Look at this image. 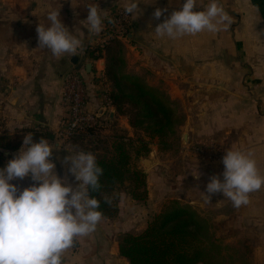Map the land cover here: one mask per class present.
<instances>
[{
  "label": "crops",
  "instance_id": "obj_1",
  "mask_svg": "<svg viewBox=\"0 0 264 264\" xmlns=\"http://www.w3.org/2000/svg\"><path fill=\"white\" fill-rule=\"evenodd\" d=\"M37 2L34 10L36 23L26 25L24 32L28 34L21 33L18 43L1 41V38L11 34L12 20H8V24L3 21V25H0V61L3 62L0 66V91L6 101L3 110L0 107V112L4 114V129L1 134L11 139L23 138L25 133L41 134L45 131L44 128L47 129L46 132L52 131L53 127L59 128L60 118L64 115V110L60 106L62 74L84 66L85 73L89 77L95 76L92 68L87 69L91 64H82L81 57L77 56V53L73 57L69 54L50 57V51L38 48L37 32L35 31V35L31 33L34 32L31 29L37 27L39 22L46 23V10L51 6L61 8L62 21L79 36L82 28L74 27L72 22L75 19L72 18L75 13L85 14L84 7L79 6L80 1L73 0V6L71 0H38ZM182 2L183 0H179V4H176L173 0H164L163 8L166 11L163 20L174 11V6L180 9ZM208 2L209 0H200L201 6L194 10H203L202 5ZM219 3L231 18L230 25L215 33L205 31L176 38L162 36L160 42L165 56V70L170 75H172L171 71H178L181 75L178 86L175 81H166L165 88L170 89L169 94L171 90L175 95L183 93L182 100L184 101L185 97V103L193 102L195 106V125L192 131L200 149L198 163L201 171L197 179L201 185L198 188L199 194L205 191V186L212 175L222 173L221 161L227 148H238L250 153L256 159L261 173L264 174V0H219ZM151 6L155 8L156 5L151 4ZM163 20H157V24ZM154 35L157 39V34ZM31 40L35 44H31ZM157 47L155 41L154 48ZM157 52L158 50L155 49L154 53ZM74 58H77L75 63L72 62ZM99 62L97 69L102 72L105 66L101 68ZM52 71H59V76H54ZM8 78L20 79L21 84L14 85V83L7 88L4 79ZM48 79H50L48 85L51 86V93L50 90L47 92L44 86ZM20 86L23 87L19 88ZM98 88L99 92L92 100L98 101L97 97L99 99L103 90L101 84ZM188 93H191V96L187 100ZM34 94L36 96H33ZM173 100L174 96H172ZM105 117L108 118V115ZM115 117L116 112L112 119ZM188 117H191L190 114ZM51 143L58 144L51 159L56 163L55 171L63 177L68 167L63 164V159L69 155L68 151L70 153L72 151L69 146L58 141ZM21 147L22 144L16 149L4 150L9 151L8 156L13 158ZM69 180L75 182L70 176ZM14 182L21 187L33 183L30 177ZM206 200L207 197L201 192L199 203ZM211 200L219 207L226 202L229 208H233L232 202L220 193L213 195ZM242 207L244 224L249 220L264 218V187L251 193L249 204ZM229 215L227 222L230 228L239 229L242 226L239 224L242 221L241 216H237L236 212H229ZM101 221L105 220L102 218ZM244 227L245 225L242 228ZM96 234L94 231L87 236L78 237L84 249L82 255L80 258H64V261L67 260L66 264H112L114 261L119 264H129L122 257L101 258V251L94 246L95 241L100 240L95 238ZM86 244L93 246L89 258L85 256Z\"/></svg>",
  "mask_w": 264,
  "mask_h": 264
},
{
  "label": "rangeland",
  "instance_id": "obj_2",
  "mask_svg": "<svg viewBox=\"0 0 264 264\" xmlns=\"http://www.w3.org/2000/svg\"><path fill=\"white\" fill-rule=\"evenodd\" d=\"M37 1L38 0H0V25H3V21H6L7 24L9 23L8 20H12L13 22L11 34H8L9 36H4L5 38H1V41H14L18 43L21 33L28 34L24 32V30L26 29V25L29 26V24L36 23L34 10L36 8V3H38ZM77 1H80L79 6L82 5L84 7L83 10H85L84 15H82V13L76 15L75 13L74 18H72L75 19L72 22L73 26L82 28V31L79 32V37L82 40V49L78 51L77 56L79 55L81 57L82 64H91L92 69L96 71L93 78V76L89 77V75L85 73L86 70L84 66L78 67L85 83L87 110L97 117L98 122L100 118H103L98 116L101 110L105 108L103 106L104 102H102L100 97L99 99L97 97L98 101H96V99L92 100L95 98V94L99 92L98 86L102 83V80L100 81L97 79L99 78L98 74L101 73L97 69L98 62L100 61L99 66H101V68L106 64V53L98 52V49L106 43L109 44L110 41H108V38L114 36L118 38H116L117 42L121 44L118 48L117 55L123 59L124 73L129 76L139 77L148 86L156 88L164 93L171 101L179 120L176 125V135H170L165 138V140L161 141L158 138L147 136L142 131L135 130L131 127L127 116L118 115L116 113L113 124L111 126H105L103 132L96 135L100 138L101 143L98 147L94 146V148H97L96 151H90L92 149H88L90 152L95 155L98 153L102 154L106 150L107 152H111L115 147V143L118 144L122 142L126 145V149L130 153L129 168L131 171H141L144 175V186L138 187V194L141 196L144 194V199L138 200L133 197V187L130 186L132 184L129 182L117 184L114 190L108 194V198L113 201L115 207L111 208L108 216H102L105 221L99 222L95 230L97 233L95 238H100V240L97 239L94 246L101 251L100 257L121 258L119 255V243L124 234L131 233L138 235L142 233L148 227L150 221L161 213L165 205L171 201H179L181 204L192 206L200 215L209 219L212 226V233L215 235L217 244L221 246L220 255L216 258L217 264H264V218L256 221L249 220L244 224L242 206L239 208L233 207L231 209L226 202H223L221 207H219L215 202L213 203L212 200H210V202L201 201V203H199L202 191L199 194L198 188H200L201 185L194 175H199L201 171V166L198 163L200 149L197 146L198 143H196L195 136H193L194 131H192L195 125V106L193 102L185 103V97L184 101L182 100L183 93L182 95H175L171 90V94H169L168 91L170 89L165 88L166 81H175V84L178 86L179 82H181V75L178 71H171L172 77V75L165 70V56L162 51L163 45L160 44L162 36L157 35L156 39V35H154L155 32H153L157 25V20L154 18L153 13L157 8L164 9V0H138L140 7L137 10L136 16L126 15L124 12V8L129 0ZM173 2L179 4V0H173ZM89 4H96L103 9V29L99 34L94 36L88 35L84 26L85 22L82 21L87 17V5ZM151 4L156 5L155 8L151 6ZM178 9V6H174V11ZM163 16L164 13L160 18L161 20H163ZM80 23L84 24L81 26L79 25ZM31 30L34 31L31 32L32 35H35L36 27ZM121 31L123 35H120ZM106 39L107 41L104 43ZM154 40L158 44L157 48H154ZM31 42V44H35L33 40H31ZM93 42H98V44L94 43L95 49L94 51H90L92 52V56L91 58H87V54H85L87 51L86 48ZM112 44L113 43H110L109 45ZM155 49L156 51L158 50L156 54L154 53ZM49 56L53 57L52 54ZM2 64L3 62L0 61V66ZM52 73L54 76H59V71H52ZM69 73L70 72H65L62 74L63 76H61L60 80L61 107L63 84ZM4 80L7 88L14 83V85L21 84L20 79L8 78ZM49 81L50 79L46 81L45 85L43 84L47 92L51 87L50 84L48 85ZM5 83H3V85ZM22 84H24V81ZM187 84L190 83L187 82ZM191 88L194 89L193 87H189V89ZM30 89H32V87ZM1 92L2 91H0V107L3 110L4 104L6 106V101ZM51 92L50 90V93ZM33 96L36 95L34 94ZM172 96H174L173 101ZM189 96H191V93H188L187 100L190 98ZM107 112L105 114H107ZM188 114H190L191 117H188ZM3 119L4 114L0 112V136H2L1 133L4 129ZM59 123V128L53 127L50 132H46L47 129L44 128V134L51 133L53 135L52 140L46 137L47 140H49V142L58 141L63 143L69 146L72 152L81 150L68 144V139L62 136V128L64 127L63 116H61ZM102 126L103 125H100V123H97L96 129ZM26 134L28 133H25V135ZM185 135L188 137L186 142L184 141ZM1 152L3 164L5 165L7 159L10 157L8 156L10 152L8 151L9 153L7 155H5L6 150H2ZM149 157L156 161V165L146 169L143 166V158ZM229 212H236L237 216H241L242 221L239 220L241 222L239 224L242 226L239 229L232 230L230 225H228ZM243 225H245L244 228H242ZM85 247V256L89 258L93 246L86 244ZM82 250L84 249L81 242L76 238L74 240L73 249L71 250L70 248V250H65L63 253L62 264L67 263V260L64 261L66 257L80 258ZM66 253H68V255H65ZM112 264L119 263L114 261Z\"/></svg>",
  "mask_w": 264,
  "mask_h": 264
},
{
  "label": "clouds",
  "instance_id": "obj_3",
  "mask_svg": "<svg viewBox=\"0 0 264 264\" xmlns=\"http://www.w3.org/2000/svg\"><path fill=\"white\" fill-rule=\"evenodd\" d=\"M198 6L200 0H183L180 9L158 23L153 32L176 38L205 31L215 33L232 23L219 0H209L202 5L203 10H194ZM139 7L138 0H129L124 12L136 16ZM102 10L96 4L87 5V17L82 21L89 36L102 31ZM165 11L157 8L154 18L159 20ZM45 19L46 23L39 22L36 27L38 48L56 57L76 56L82 40L62 21L61 8L49 6ZM57 147L43 137L34 140L28 133L18 153L0 167V264H62L65 250L76 238L94 232L102 219L101 201L91 194L99 193L104 172L95 154L68 151L63 159L67 172L62 177L51 159ZM221 162L222 173L212 175L202 191L206 202L220 193L233 207L248 205L250 194L264 187V174L256 159L238 148H227ZM69 176L75 182H70ZM194 176L198 179L200 173ZM28 177L33 181L30 186L14 182Z\"/></svg>",
  "mask_w": 264,
  "mask_h": 264
},
{
  "label": "trees",
  "instance_id": "obj_4",
  "mask_svg": "<svg viewBox=\"0 0 264 264\" xmlns=\"http://www.w3.org/2000/svg\"><path fill=\"white\" fill-rule=\"evenodd\" d=\"M110 43L113 44L109 45ZM110 43L98 49V52L106 53V64L97 79L102 80L103 92L107 94L115 112L127 116L132 128L149 137L163 141L170 135H176L179 120L171 101L164 93L148 86L139 77L125 74L123 59L117 55L121 44L117 40ZM85 54L87 58L92 56V52L88 50ZM95 72L92 69V73ZM99 123L103 125L101 128L80 132L69 138L67 143L84 151H96L94 146L98 147L101 143L96 135L103 132L105 126H111L113 119L103 117L99 119ZM32 135L34 140L53 137L49 133ZM22 142V137L11 139L0 136V167L4 166L1 151L16 149ZM114 146L111 152L106 150L95 155L104 172L100 178L99 193L91 194L100 199V210L104 217L115 207L108 194L117 184L131 183L133 197L144 199V194H138V187L144 186L143 173L129 168L130 153L124 143H115ZM220 250L221 246L216 242L209 219L200 215L192 206L179 201H171L165 205L142 233H126L119 243V255L129 264H217L216 258L220 255Z\"/></svg>",
  "mask_w": 264,
  "mask_h": 264
},
{
  "label": "built area",
  "instance_id": "obj_5",
  "mask_svg": "<svg viewBox=\"0 0 264 264\" xmlns=\"http://www.w3.org/2000/svg\"><path fill=\"white\" fill-rule=\"evenodd\" d=\"M120 35H123L122 31L120 32ZM116 38L117 37L110 36L108 41L117 40L118 38ZM106 41L107 39L104 41V43ZM94 43L98 44V42H93L92 44L88 45L86 49L88 51H94ZM99 96L102 102H104L103 106L106 107L108 111L105 116L108 115V118L110 119L109 112L113 107L110 104L107 94L102 90ZM85 100V83L80 74V70L78 68L72 69L63 84L61 95V103L64 110V127L62 128L61 134L62 136L66 137L65 139H69L72 136H75L87 129H95L97 123H99L97 121V117L87 110ZM105 116L103 115L102 117ZM73 245L67 250H70V248L72 250Z\"/></svg>",
  "mask_w": 264,
  "mask_h": 264
},
{
  "label": "water",
  "instance_id": "obj_6",
  "mask_svg": "<svg viewBox=\"0 0 264 264\" xmlns=\"http://www.w3.org/2000/svg\"><path fill=\"white\" fill-rule=\"evenodd\" d=\"M76 61H77V58H74L72 62L75 63ZM91 68H92V65H88L87 66V69L90 70ZM106 112H107V108L105 107L103 110H101V112L99 113L98 117H102L103 115H105ZM114 115H115V110L111 109L110 112H109L110 119H112L114 117ZM184 141L185 142L187 141V136L186 135L184 136ZM8 153L9 152L6 151L5 155H7ZM155 165H156V161L153 158H151V157L143 158V166L146 169H149V168H151V167H153Z\"/></svg>",
  "mask_w": 264,
  "mask_h": 264
}]
</instances>
